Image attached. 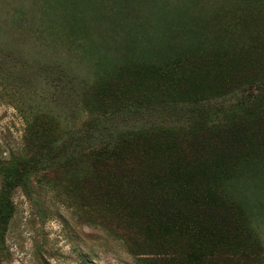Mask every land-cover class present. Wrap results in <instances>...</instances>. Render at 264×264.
Returning <instances> with one entry per match:
<instances>
[{"label": "trees", "instance_id": "obj_1", "mask_svg": "<svg viewBox=\"0 0 264 264\" xmlns=\"http://www.w3.org/2000/svg\"><path fill=\"white\" fill-rule=\"evenodd\" d=\"M40 4L0 11L35 28ZM60 6L66 44L43 70L68 111L35 116L0 159V264L16 191L41 177L122 230L140 264H264V0H44L39 26Z\"/></svg>", "mask_w": 264, "mask_h": 264}, {"label": "rangeland", "instance_id": "obj_2", "mask_svg": "<svg viewBox=\"0 0 264 264\" xmlns=\"http://www.w3.org/2000/svg\"><path fill=\"white\" fill-rule=\"evenodd\" d=\"M43 1L35 12V28L29 18L0 11V159L24 151L28 125L35 116L50 110L63 113L66 109L60 88L55 90L53 85L50 88L43 70L49 58H61V49L66 44L61 39L63 9L60 6L54 12L51 10L39 26L40 18L46 16L41 9ZM53 21L56 27H48ZM52 36L57 37V43L51 41ZM235 45L233 41L231 47ZM37 46L48 49V54L41 56L35 49ZM49 47L56 53L49 55ZM117 61L111 65L124 62ZM83 63L94 71L91 55ZM82 64L79 73L91 77L89 67ZM67 98L72 102L69 94ZM75 116L79 119L80 110ZM138 120L128 116L116 123L131 126ZM33 183L32 190L18 189L14 196L16 214L7 235L9 256L3 264H140L139 258L129 251L122 230L112 231L97 221L92 212L61 194V185L56 186L54 180L41 177ZM261 185L264 186V181ZM254 187L248 191H255ZM255 218L264 243V218L260 215Z\"/></svg>", "mask_w": 264, "mask_h": 264}]
</instances>
